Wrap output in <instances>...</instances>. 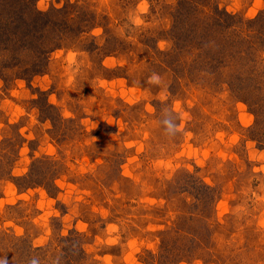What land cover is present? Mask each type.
<instances>
[{"label": "rangeland", "instance_id": "rangeland-1", "mask_svg": "<svg viewBox=\"0 0 264 264\" xmlns=\"http://www.w3.org/2000/svg\"><path fill=\"white\" fill-rule=\"evenodd\" d=\"M182 1L29 6L63 27L87 22L83 33L59 31L60 49L39 58L42 75L0 79L8 264H264V129L255 116L264 89L254 95L252 80L235 78H264V43L245 45L239 61L250 55L253 70H241L228 43L185 38ZM195 1L194 14L211 16L213 5L243 21L230 39L253 34L248 23L264 13V0ZM30 175L40 184L17 182ZM201 182L215 190L209 205Z\"/></svg>", "mask_w": 264, "mask_h": 264}, {"label": "trees", "instance_id": "trees-1", "mask_svg": "<svg viewBox=\"0 0 264 264\" xmlns=\"http://www.w3.org/2000/svg\"><path fill=\"white\" fill-rule=\"evenodd\" d=\"M34 2L35 0H0L1 80L7 81L10 76L14 79H24L26 77L42 75L45 72L46 65L42 64L39 58H43L47 52H55L60 49V44H58V42L62 40L61 36L63 34H60L59 31L65 30L68 33L70 31L80 32L82 30V33L84 32L83 28L86 26L87 21H83L77 25L73 24L72 28L68 25L63 27L60 23L53 20V14L39 12L29 7L32 6ZM180 4L186 8V12L182 13L180 18L182 22L190 28V34L185 37L188 41L197 40L196 37L199 38L202 43L207 42L206 44L220 40L216 42L220 48H225V44L228 43L231 47L228 48L230 51V56L228 58L234 59L232 62L239 64L241 66L240 69L243 71L245 70L247 73L253 70L250 69L252 67H250L252 59L251 57L250 59L248 58L250 55H247V58L246 56L242 57L245 62H240L239 56L243 48H248V46L245 45H249L251 50L252 46L255 47V44L260 43V45H262V43H264V13H262L256 21L248 23V26H253L254 28L253 34L244 35L242 38L237 37L230 39L229 32L236 30L238 25L244 24L243 21L239 22V19L235 15H231L226 11L220 10L219 7H213V5H211V7L214 8L212 10L213 12L211 11V16L203 15V13H200L199 16L198 13H193V9L196 8L197 5L195 0H184ZM65 8H67V6ZM62 11L63 9H53L52 12L58 14ZM193 14L200 18L196 20ZM214 25L216 29H213ZM90 28H93V26H90ZM55 32L57 38L53 39L54 37H52V35L53 33L55 34ZM49 36H51V38ZM26 56H28V58L33 56L30 63H25V61H23ZM235 78L245 84V81L252 80L254 86L251 91L253 90L254 95L257 91L264 89V78L258 75L254 76L251 74L246 77V79H240V76ZM231 84L235 85V87L237 86L236 82L232 81ZM242 90L245 91L244 88H240V91ZM240 93L243 94L242 92ZM255 116L256 119H258V124L260 123L262 129H264V114L255 111ZM38 180L39 176H37L36 181H34L30 175L24 179L18 178L17 182H21L24 186L30 187L32 185H39L40 181ZM17 185L21 186L20 184ZM201 185L204 196L209 199L207 203L209 205V203L216 200L215 190L204 182H201Z\"/></svg>", "mask_w": 264, "mask_h": 264}, {"label": "clouds", "instance_id": "clouds-1", "mask_svg": "<svg viewBox=\"0 0 264 264\" xmlns=\"http://www.w3.org/2000/svg\"><path fill=\"white\" fill-rule=\"evenodd\" d=\"M160 81V77L157 76L156 74H153L150 77V82L152 83H159ZM167 125H168V130L171 132L173 131V129L176 130V125L171 122V121H166ZM95 140V138H93ZM0 264H8V259L7 257H0ZM29 264H40L38 258H32L29 262Z\"/></svg>", "mask_w": 264, "mask_h": 264}]
</instances>
